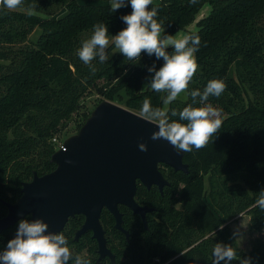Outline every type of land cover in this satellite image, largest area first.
I'll return each instance as SVG.
<instances>
[{"label": "trees", "instance_id": "1", "mask_svg": "<svg viewBox=\"0 0 264 264\" xmlns=\"http://www.w3.org/2000/svg\"><path fill=\"white\" fill-rule=\"evenodd\" d=\"M149 7L158 9L166 35L184 32L201 39L198 69L180 94L182 100L168 108L167 93L148 86V67L155 63L159 68L162 60L142 53L139 61H129L111 48L107 63L93 62V73L76 55L95 24L107 25L109 35L125 27L120 17L132 11L130 6L112 14L109 0H22L15 9L4 8L0 0V219L8 213L6 203L20 199L23 184L35 173L44 176L56 169L53 139L70 124L82 128L91 115L81 113L88 97L119 99L140 115L145 99L154 108L179 112L189 104L202 107L193 104L190 91H203L210 80L219 79L225 91L207 103L220 110L222 125L205 147L185 152L189 174L162 165L170 183L163 195L157 187L148 190L139 183L137 202L154 209L147 215L148 229L124 206L120 211L129 241L106 209L101 223L116 264H212L216 243L236 248L238 258L264 264V209L258 204L264 190V0H153ZM205 7L207 16L197 21ZM222 178L219 193L213 180ZM244 213L258 235L250 254L240 249L229 226ZM84 222L82 215L69 220L62 232L68 247L90 264H111L97 262L91 232L75 242ZM13 228L0 234V246L14 236Z\"/></svg>", "mask_w": 264, "mask_h": 264}, {"label": "water", "instance_id": "2", "mask_svg": "<svg viewBox=\"0 0 264 264\" xmlns=\"http://www.w3.org/2000/svg\"><path fill=\"white\" fill-rule=\"evenodd\" d=\"M157 127V122L140 114L110 101L101 102L79 132L52 156L56 169L44 176L35 173L31 182L23 184L20 199L6 203L8 213L0 219V234L29 217L41 218L49 231L62 233L71 218L82 215L85 222L76 232L75 242L93 233L99 261L109 258L115 264L101 223L103 211L113 215L116 230L129 241L120 207L140 216L146 229L147 215L154 210L137 202L139 183L148 190L157 187L163 195L170 183L162 165L189 174L185 152H178L166 140L151 138ZM141 143L147 151L140 150Z\"/></svg>", "mask_w": 264, "mask_h": 264}, {"label": "clouds", "instance_id": "3", "mask_svg": "<svg viewBox=\"0 0 264 264\" xmlns=\"http://www.w3.org/2000/svg\"><path fill=\"white\" fill-rule=\"evenodd\" d=\"M153 0H109L110 11L131 7L129 14L122 15L123 27L115 35H109V28L103 23L93 26L89 38L81 42L76 55L93 73L95 64L107 63L113 54L111 48L118 50L129 61H139L142 53L162 60L159 68L153 63L147 71L151 74L148 86L155 92L167 93L164 103L171 104L188 89L198 69L196 53L201 39L199 35L189 34L182 38L166 35L163 22L158 21V9L149 7ZM22 0H3V7L15 9ZM171 49V51H169ZM226 84L219 79L210 80L203 91H190L193 104L199 102L202 107L192 104L177 112L169 113L167 108H154L145 99L141 113L149 120L156 121L157 130L153 140H166L178 152H192L205 147L218 133L222 125L220 110L208 102L210 96L220 97ZM198 98V99H197ZM178 117V119H172ZM142 151H147L146 144H139ZM259 206L264 209V190L260 191ZM240 244L243 236L233 233ZM240 260V264H255L252 257L238 258V250L231 245L216 243L212 249V264H231ZM90 264L83 256L75 254L68 247V240L63 233L49 231V225L41 218H24L18 221L14 236L0 246V264Z\"/></svg>", "mask_w": 264, "mask_h": 264}, {"label": "rangeland", "instance_id": "4", "mask_svg": "<svg viewBox=\"0 0 264 264\" xmlns=\"http://www.w3.org/2000/svg\"><path fill=\"white\" fill-rule=\"evenodd\" d=\"M208 12H209V9L207 7H205L204 11L197 17V21L206 17ZM195 28H196V26L193 25L189 28V30L191 31ZM39 33H40V30L37 29L36 32L34 33V35H32L33 38L37 39V36ZM184 35H185L184 32H180L174 36L176 38H182ZM0 63L4 64L2 61H0ZM123 97H125V96H123ZM183 97H184L183 95H179L175 101H177V100L181 101ZM103 101H105L103 96L98 95V94H94V95L88 97L83 103L84 107H83V110L81 111V113H83V112L84 113H92V111ZM175 101H173V102H175ZM112 103H115L119 106L124 107V104L119 99L112 102ZM169 105L170 104L167 105V108L169 107ZM78 132H79L78 131V124H75V123L70 124L68 129L65 132H63V134L58 136V140L64 142L66 139L77 134ZM161 169L167 170V168L164 166H162ZM224 180L225 179H223V178L221 179V181H218L216 179L213 180V183H214L213 187L219 193H222L224 190V187L222 186V183H221ZM234 184L235 183H231V184L229 183V185H231V186ZM208 186H209V183H208ZM238 193L236 195H233L231 192V196H235V198H238V197H240V195ZM233 199H234V197H233ZM231 202L234 203L235 200L231 201ZM17 225L10 231L12 235L15 234ZM229 226L233 232H237L243 236V240H242L241 244H240L239 240H237V243H238V245L242 251H244L247 254H250L252 252V249H253V247L256 243V240L258 238V235L251 228V217L245 213L240 214L237 217H235L232 221L229 222ZM232 262H235V260Z\"/></svg>", "mask_w": 264, "mask_h": 264}, {"label": "built area", "instance_id": "5", "mask_svg": "<svg viewBox=\"0 0 264 264\" xmlns=\"http://www.w3.org/2000/svg\"><path fill=\"white\" fill-rule=\"evenodd\" d=\"M54 144H56L57 150H60L63 146V141H59L58 138L53 139Z\"/></svg>", "mask_w": 264, "mask_h": 264}, {"label": "flooded vegetation", "instance_id": "6", "mask_svg": "<svg viewBox=\"0 0 264 264\" xmlns=\"http://www.w3.org/2000/svg\"><path fill=\"white\" fill-rule=\"evenodd\" d=\"M92 236H93V233H92ZM108 241V240H107ZM97 245H98V243H97ZM108 247H109V244H108ZM98 249H99V247H98ZM110 249V248H109ZM111 250V249H110ZM112 251V250H111ZM97 253H98V250H97ZM116 257V256H115ZM109 261L111 264H113L112 262H111V260L109 259V258H105V259H103V260H101V261H99V254H98V263H101V262H103V261ZM116 264V263H115Z\"/></svg>", "mask_w": 264, "mask_h": 264}, {"label": "crops", "instance_id": "7", "mask_svg": "<svg viewBox=\"0 0 264 264\" xmlns=\"http://www.w3.org/2000/svg\"><path fill=\"white\" fill-rule=\"evenodd\" d=\"M204 9H205V8H204ZM204 9L200 12V14L204 11ZM200 14H199V15H200ZM199 15H198V16H199ZM198 16H197V17H198Z\"/></svg>", "mask_w": 264, "mask_h": 264}]
</instances>
